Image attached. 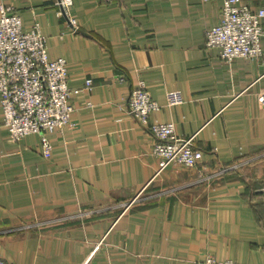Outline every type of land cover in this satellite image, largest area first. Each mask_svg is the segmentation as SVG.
Returning a JSON list of instances; mask_svg holds the SVG:
<instances>
[{
    "label": "crops",
    "instance_id": "1",
    "mask_svg": "<svg viewBox=\"0 0 264 264\" xmlns=\"http://www.w3.org/2000/svg\"><path fill=\"white\" fill-rule=\"evenodd\" d=\"M71 1L61 12L56 0H0L24 31L39 25L48 58L67 60L72 106L70 126L14 140L0 105V259L264 264V39L258 58L207 47L222 0ZM139 79L161 105L150 122L194 135L196 167L155 175L154 138L127 112Z\"/></svg>",
    "mask_w": 264,
    "mask_h": 264
},
{
    "label": "built area",
    "instance_id": "2",
    "mask_svg": "<svg viewBox=\"0 0 264 264\" xmlns=\"http://www.w3.org/2000/svg\"><path fill=\"white\" fill-rule=\"evenodd\" d=\"M71 2L56 0L55 3L65 12ZM263 18L264 5L252 10L243 0H222L219 22L205 29V45L219 48L225 61L258 58L264 39ZM69 20L75 24L73 18ZM119 77L123 78V74ZM85 85L91 88V80L87 79ZM70 92L67 60L48 58L46 37L39 25L35 23L24 31L18 11L11 5L0 4V105L9 136L20 140L25 134H42L70 126ZM261 100L264 104V95ZM180 101L177 92L168 93L169 105ZM126 104L128 114L147 127L154 138L152 152L159 157L155 175L171 163L189 168L199 163L202 151L194 148V135L177 136L173 121L150 122V113L161 105L152 98L143 79L129 91ZM43 146L49 148L50 145L43 140ZM0 264L5 263L0 259ZM197 264L241 263L206 254Z\"/></svg>",
    "mask_w": 264,
    "mask_h": 264
},
{
    "label": "rangeland",
    "instance_id": "3",
    "mask_svg": "<svg viewBox=\"0 0 264 264\" xmlns=\"http://www.w3.org/2000/svg\"><path fill=\"white\" fill-rule=\"evenodd\" d=\"M196 167V166H195Z\"/></svg>",
    "mask_w": 264,
    "mask_h": 264
}]
</instances>
